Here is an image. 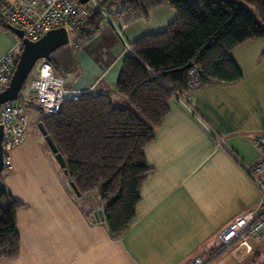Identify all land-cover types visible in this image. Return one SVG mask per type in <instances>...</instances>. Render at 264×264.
Wrapping results in <instances>:
<instances>
[{
	"label": "crops",
	"instance_id": "obj_1",
	"mask_svg": "<svg viewBox=\"0 0 264 264\" xmlns=\"http://www.w3.org/2000/svg\"><path fill=\"white\" fill-rule=\"evenodd\" d=\"M115 1L123 5L116 21H103L85 40L73 37L51 59L67 88L107 94L127 105L115 90L128 53L116 27L127 23L122 30L129 44L144 35L149 15L125 11L126 5ZM172 12H156L168 17L158 29L172 22ZM6 26L0 24V57L18 54L20 47L19 37ZM232 57L241 80L209 83L169 101L168 114L144 148L152 171L142 184L134 220L119 238L111 236L99 215L98 199H79L62 167L21 166L30 148L42 149L39 118L41 137L27 129L11 152L13 168L2 179L22 206L16 213L19 252L0 264H188L211 255L207 264H264V236L252 237L241 256L232 250L218 253L221 229L257 208L262 197L244 166L258 159L255 137L264 131V38L243 42Z\"/></svg>",
	"mask_w": 264,
	"mask_h": 264
},
{
	"label": "trees",
	"instance_id": "obj_2",
	"mask_svg": "<svg viewBox=\"0 0 264 264\" xmlns=\"http://www.w3.org/2000/svg\"><path fill=\"white\" fill-rule=\"evenodd\" d=\"M119 1L125 11L145 17L162 2L175 12L166 29L129 43L131 50L115 83L127 105L116 104L107 94L83 93L80 100H66L60 112L42 118L76 192L86 202L98 199L114 238L134 220L142 184L152 171L144 148L168 114L169 101L187 91L189 72L195 68L205 85L238 82L243 75L232 57L234 49L264 38V0ZM107 2L112 1L102 3L103 8ZM104 20L101 11L91 10L73 37L85 40L95 35ZM0 24L7 27L1 18ZM49 62L55 69L53 60ZM21 206L0 175V259L19 252L16 213Z\"/></svg>",
	"mask_w": 264,
	"mask_h": 264
},
{
	"label": "built area",
	"instance_id": "obj_3",
	"mask_svg": "<svg viewBox=\"0 0 264 264\" xmlns=\"http://www.w3.org/2000/svg\"><path fill=\"white\" fill-rule=\"evenodd\" d=\"M106 1L109 0H87L85 3L82 0H0V18L7 25L22 30L23 37L35 41L59 27L65 28L69 33L73 32L87 20L91 10H99L110 19L108 12L102 6ZM126 26L127 23L122 28L116 27L120 35ZM18 41L20 43L22 40L18 38ZM125 47L127 51L131 50L127 41ZM17 62V53L14 51H9L0 57V93L8 86ZM204 85L197 70L193 68L188 75L187 91H193ZM31 88L34 93V106L44 116L57 114L64 101H78L84 93L67 88L63 75L46 60L41 61L39 73L31 81ZM0 126L3 130L4 169L11 170L13 168L11 152L24 141L28 129L26 109L19 98L0 105ZM255 147L258 151V159L251 165L244 166V169L262 191L260 204L257 208L238 215L221 229L219 238L222 244L218 253L232 250L234 254L241 256L250 246L249 240L252 237L264 236V131L259 132L255 137ZM213 256L215 255L207 259L196 257L188 264H207Z\"/></svg>",
	"mask_w": 264,
	"mask_h": 264
},
{
	"label": "water",
	"instance_id": "obj_4",
	"mask_svg": "<svg viewBox=\"0 0 264 264\" xmlns=\"http://www.w3.org/2000/svg\"><path fill=\"white\" fill-rule=\"evenodd\" d=\"M86 1L87 0H82L83 3H85ZM8 28L22 40L21 42L23 46L18 57L16 69L10 79V82L6 89L0 93V105L3 102L18 99L20 91L22 90L26 80L28 79L31 71L36 66L37 62L42 60L50 61L51 56L55 51L69 44L70 42V33L63 27L53 29L35 41L30 40L27 37H23V31L16 27L8 25ZM38 127L42 135L44 136L51 152L55 156L56 161L58 162L60 167L65 170V159L63 155L58 152V149L53 139L44 127L43 122H39ZM2 136L3 130L0 126V175L4 170ZM72 187L76 191V188L73 184ZM99 215L101 216L102 212H99Z\"/></svg>",
	"mask_w": 264,
	"mask_h": 264
},
{
	"label": "rangeland",
	"instance_id": "obj_5",
	"mask_svg": "<svg viewBox=\"0 0 264 264\" xmlns=\"http://www.w3.org/2000/svg\"><path fill=\"white\" fill-rule=\"evenodd\" d=\"M122 8H123V5L120 4L118 1H114V0L112 2H107L104 5V9H106L109 12L110 18L112 20H115V21L117 20V11L121 10ZM169 8L170 7L168 6V4L164 2L162 5H160L158 7L151 8V9L147 10V12H148L147 14L149 15V17H148L149 20H147V22L144 25V27H148L147 29H145V31L143 33L144 35L154 33V32H158V31H162L167 27V25H165L166 27H164L163 29H158V27L161 26L162 22L167 20L168 17L159 18L156 16V12L168 11ZM172 13L175 14L174 11ZM106 21H108L107 17H105L104 22H106ZM124 31L125 30H122L121 36H123L125 38V40L128 42V41H130V39H129L128 35L126 34V32H124ZM70 39L73 40V32H70ZM65 46H67V45H65ZM65 46H63V47H65ZM20 48L21 47H19V49H18V54H20V52H21ZM40 65H41V61H38L36 66L34 67V69L31 71L28 79L26 80L22 90L19 93V100L25 106L26 113H27L28 130L32 136L35 134L36 138L37 137L39 138V136L41 137V134H40L36 124H37V121L39 118H43V114L34 106L35 105V99L33 96V92L30 89V83H31L32 78L34 77L35 73L39 70ZM32 136L29 139H31ZM41 139H44V137ZM42 141H43L42 145H40L42 147V149L41 148L36 149V150H32L31 148L29 149V150H31L29 153L30 155L25 157L24 160H22L20 162L22 167H44L45 162L49 163V164L52 163L53 165H55V166L58 165L57 167H60V165L58 164V162L55 159V156L51 152H49V148H48L45 140H42ZM42 150H44V152ZM8 172H9L8 170H4L1 174V178L5 180ZM20 192L23 193V191H19V193ZM78 198L82 199V200L84 199L82 196H80ZM5 202H6V200L2 201L1 204L5 205L6 204Z\"/></svg>",
	"mask_w": 264,
	"mask_h": 264
}]
</instances>
